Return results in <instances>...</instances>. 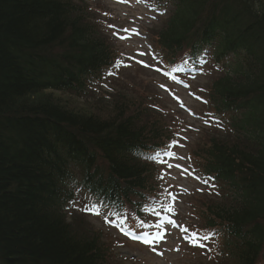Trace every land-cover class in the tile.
Instances as JSON below:
<instances>
[{"label":"trees","instance_id":"16d2710c","mask_svg":"<svg viewBox=\"0 0 264 264\" xmlns=\"http://www.w3.org/2000/svg\"><path fill=\"white\" fill-rule=\"evenodd\" d=\"M83 1L0 0V264H119L67 214L83 193L137 216L155 192L147 157L171 139L160 117L129 103L85 113L51 95L85 92L115 61ZM158 1L171 5L154 39L165 66L209 50L221 72L205 99L230 140L196 155L226 192L199 212L203 227L226 238L227 264H264V0Z\"/></svg>","mask_w":264,"mask_h":264},{"label":"rangeland","instance_id":"374dc122","mask_svg":"<svg viewBox=\"0 0 264 264\" xmlns=\"http://www.w3.org/2000/svg\"><path fill=\"white\" fill-rule=\"evenodd\" d=\"M163 3L84 0L83 7L96 25L99 37L107 41L115 53V62L106 69L103 79L87 86L85 92L75 96L56 92L51 95L56 101L85 113L105 115L111 112L113 105L126 106L127 103L132 114L140 105L147 108L151 116L160 117L169 126L171 144L176 142L170 151L185 157L183 160L162 158L187 168L188 173L181 175L180 169H169L156 162L159 173L154 179L155 192L144 202L146 207L141 218L131 216L126 210L125 222L120 223L113 212L82 193L76 196L67 216L71 221L75 215L79 216L77 221L81 223L77 222L76 226L81 231H99L105 246L110 248L108 255L119 264H227L225 260L217 261L220 239L203 227L199 217L208 201H219L223 190L200 174L199 155H196V149L210 137L230 140L223 120L212 113L203 99L210 82L220 71L206 62L208 51L199 58V67L187 64L184 70L167 69L154 45L155 34L171 9ZM161 173H166L163 180L158 179ZM93 204L100 215L86 210V206L90 208ZM73 212L78 214L73 215ZM139 219L143 222L138 223ZM169 219L178 226L168 223ZM183 228L188 231L183 232ZM136 234L142 238L135 237ZM161 235L163 239H159ZM205 236L208 239H203ZM145 239L153 243L145 244ZM194 243L204 247L194 246Z\"/></svg>","mask_w":264,"mask_h":264},{"label":"snow or ice","instance_id":"6c2138e0","mask_svg":"<svg viewBox=\"0 0 264 264\" xmlns=\"http://www.w3.org/2000/svg\"><path fill=\"white\" fill-rule=\"evenodd\" d=\"M121 2H126V0H121ZM124 31H128V30L125 29ZM136 34L138 35L139 33L137 32ZM120 38H121V39H125V37H120ZM140 63H143V62L141 61ZM145 66H147V65H145ZM175 144H176V142H174L173 144L168 145L167 148H168L169 150H166V151H164L163 153H161V152L158 151V152L155 153V155H151V156H149V157H147V158H148L149 160H153V161H155V162H157V163H159V164H164V165H166L167 168H169V169H171V168H173V167H175V168H177V169H180V173H181V175H184L185 173H188V169H187V168L182 167V166H181L180 164H178V163L175 164V165H173V164L169 163L167 160H165V159L162 158L163 156H167V157H170V158H172V159H176V160H183V159H185V157H183V156H177V154H176L175 152L170 151V149H171L172 147H174ZM181 146H182V145H181ZM165 175H166V173H161V174L158 176V179L163 180L164 177H165ZM205 183H207V181H205ZM165 191H167V189H165ZM185 191H186V190H185ZM169 196H171L173 200L176 199L175 196H172L171 193H169ZM95 209H96V205H95V204H93L90 208L86 206V210H87V211H91L93 215H97V216L100 215L101 213L99 212V210H95ZM169 211H173V212H174L175 209H174V208H169ZM105 222H108V221H107V217H105ZM168 223L172 224L174 227H177V226H178V225L176 224V222L173 221V220H171V219H169ZM182 231H183V232H187L188 229H187V228H183ZM192 235L195 236L196 233H193ZM159 239H163V236H162V235L159 236ZM185 239H189V237L185 236ZM203 239H208V237L205 236V237H203ZM143 242H144L145 244H149V245H151V244L153 243V241H150V240H147V239H145ZM190 242H192V241H190ZM194 246L204 247V245H202V244H195V243H194ZM152 250L155 251L154 248H153ZM176 251H179V249L177 248ZM158 255H162V253H158Z\"/></svg>","mask_w":264,"mask_h":264}]
</instances>
